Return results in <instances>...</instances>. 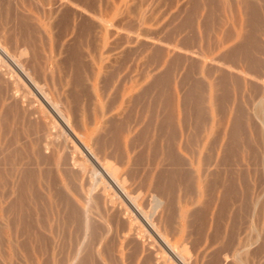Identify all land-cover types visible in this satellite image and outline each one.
Returning a JSON list of instances; mask_svg holds the SVG:
<instances>
[{
    "label": "rangeland",
    "instance_id": "rangeland-1",
    "mask_svg": "<svg viewBox=\"0 0 264 264\" xmlns=\"http://www.w3.org/2000/svg\"><path fill=\"white\" fill-rule=\"evenodd\" d=\"M0 49V264H264V0H0Z\"/></svg>",
    "mask_w": 264,
    "mask_h": 264
},
{
    "label": "bare ground",
    "instance_id": "bare-ground-1",
    "mask_svg": "<svg viewBox=\"0 0 264 264\" xmlns=\"http://www.w3.org/2000/svg\"><path fill=\"white\" fill-rule=\"evenodd\" d=\"M0 51L2 52V54L4 53L1 49H0ZM5 54V53H4ZM3 54V55H4ZM6 58H8L10 61H12L13 62V60H12V58L10 57V56H7ZM75 138H76V140H77V142H79V143H81V141L79 140V138L74 134L73 135ZM82 145V144H81ZM92 162L95 164V166L98 168V170L100 171V174L101 173H104V175L106 176V178H107V180L111 183V184H113V185H116V187L119 189V191L120 192H122V189H121V187L120 186H118V184L115 182V179L111 176V173L109 172V170L108 169H105L103 166H101L99 163H97V160H95V158H92ZM90 174H91V171H90ZM90 174H89V176H90ZM99 176V178H100V175H98ZM93 178H95V177H93ZM93 178H92V180H93ZM90 179H91V177H90ZM88 181H90V180H88ZM95 181H96V179H95ZM94 181V182H95ZM97 182V181H96ZM115 182V183H114ZM90 185H92V182H91V184ZM91 187V186H90ZM89 187V188H90ZM95 187V186H94ZM86 191H87V189H86ZM92 195V194H91ZM122 195L125 197V199L128 201V202H130V206L132 207V209H133V211H135V213L139 216V217H141L143 220H144V222L146 223V224H148V226L151 228V224L149 223V221H147V218H145L144 216H143V214L141 213V210L138 208V207H136V205L134 204V203H132L131 202V198L129 197V196H126L125 194H123L122 193ZM85 203V202H84ZM86 204H87V202H86ZM87 208V207H86ZM83 210V209H82ZM87 211L89 212V210H88V208H87ZM87 212V213H88ZM89 214V213H88ZM71 220V219H70ZM84 220H86V216H85V218H84ZM84 223H86V222H84ZM94 223V222H93ZM75 227V226H74ZM85 227V226H84ZM80 229V228H79ZM158 238H160V237H158ZM81 239V238H80ZM72 240V239H71ZM79 240V239H78ZM160 240V242L166 247V249H168V251L170 252V253H172V255H174L176 258H178L177 257V255H176V253L174 254L172 251H171V248L169 247V246H167V244L165 243V241L162 239V238H160L159 239ZM82 241H83V239H82ZM69 245V244H68ZM85 245V244H84ZM68 247V246H67ZM77 247V246H76ZM66 254V253H65ZM65 254H64V257H65ZM70 254V253H69ZM77 254V253H76ZM73 256V255H72ZM74 257H76V256H74ZM70 258V257H69ZM69 258H68V261H69ZM71 262V261H70ZM73 262V261H72ZM61 263H62V261H61ZM66 263H68V262H66ZM71 264V263H70Z\"/></svg>",
    "mask_w": 264,
    "mask_h": 264
}]
</instances>
